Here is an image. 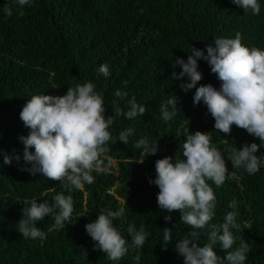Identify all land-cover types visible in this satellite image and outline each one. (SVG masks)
Listing matches in <instances>:
<instances>
[{
	"label": "trees",
	"instance_id": "1",
	"mask_svg": "<svg viewBox=\"0 0 264 264\" xmlns=\"http://www.w3.org/2000/svg\"><path fill=\"white\" fill-rule=\"evenodd\" d=\"M259 2L260 13L254 15L232 0H33L23 9L14 0H0V151L21 156L19 163L13 160L10 165H3L0 157V264H134L137 254L140 264H183L175 244L192 229L180 220L179 210L171 213V223L165 222L167 212H161L157 203L159 189L149 183L155 178L156 160L181 157L187 129L210 132L211 142L225 154L245 143L259 144V140L235 125L230 134L215 130L206 106L193 104L195 89H181L188 78L171 79L173 71H181L173 63L176 57L186 60L192 45L206 54V45L215 38H234L237 32L245 46L264 49V0ZM4 8H11L12 15H6ZM105 63L111 71L108 78L97 71ZM198 63L203 78L197 86L211 83L219 87L207 62ZM89 81L104 97L105 115H115L113 101L127 111V100L133 96L147 111L132 120L115 119L109 129L113 139L103 157L107 170L94 171L93 184L69 191L59 181L22 170L30 165L23 162L24 146L18 138L29 129L19 114L32 95L62 96L68 87ZM116 90L128 93L125 100L115 97ZM171 95L179 101L177 115L165 122L160 105ZM129 127L135 132L125 145L118 137ZM141 137L158 140L155 155L146 157L133 147ZM228 169L221 187L212 184L217 206L211 223H223L225 215L234 210L229 204L236 201L239 229H232L233 249L245 240L249 244L245 264H264V169L249 175L232 168L230 162ZM59 192L74 201L66 226L58 228L54 217L46 216L37 223L45 234L43 239L23 238L18 222L26 202H51ZM107 209H123L114 225L129 245V225L137 229L143 225L151 233L142 249L129 247L118 262L94 249L85 230L87 223ZM165 227L172 228L166 251L161 248ZM197 231L203 246L207 230ZM214 250L221 259L227 255L219 244Z\"/></svg>",
	"mask_w": 264,
	"mask_h": 264
},
{
	"label": "clouds",
	"instance_id": "2",
	"mask_svg": "<svg viewBox=\"0 0 264 264\" xmlns=\"http://www.w3.org/2000/svg\"><path fill=\"white\" fill-rule=\"evenodd\" d=\"M23 9L31 6L33 0H14ZM232 3L244 12L249 10L254 15L260 13L259 0H232ZM6 15H12L11 8H4ZM22 14V13H21ZM187 59L176 57L173 68L179 66L181 71L172 72V80L188 78V82L180 85L185 92L195 89L193 104L203 105L207 113L214 118V129L230 134L233 125L244 129L259 144L245 143L240 148H231L222 152L211 142L210 132L185 131V141L179 158L165 156L155 162V178L149 183L158 187L157 203L164 215L166 223H171V213L180 212V220L191 227L185 236L175 244V252L183 258V264H245L249 253V244L241 240L236 242L232 229H239L236 217V201L229 204L234 210L228 212L223 223H211L216 215L217 199L212 184L221 187L232 168L243 169L249 175H255L264 169V49L255 46L249 48L242 43V34L237 32L234 38L217 37L205 50L192 45ZM206 61L211 73L220 81L219 87L200 84L203 73L199 70V61ZM98 73L103 77L111 76L108 64H101ZM128 96L127 92L115 91V97L121 101ZM178 99L171 95L160 105V113L165 122L177 115ZM112 110L115 115H105L106 107L103 95L96 90L92 82L68 87L64 95H32L27 99L19 114L28 134L19 136L23 144V162L30 167L32 176L39 174L49 180L59 181L67 190L81 189L85 184L95 182L94 171H106L103 157L107 152V144L112 140L110 127L115 119L124 116L132 120L143 117L146 106L138 104L133 96L127 100V111L113 101ZM134 128L129 127L119 133L118 140L129 143L134 135ZM141 149L147 156L158 152V140L141 137L133 145ZM260 152L259 155L257 153ZM3 165L21 161L19 154L0 151ZM144 160L140 161L142 163ZM2 166V165H0ZM211 182V184L209 183ZM74 211L71 195L57 193L51 200L38 202L33 199L26 202L21 209L22 217L18 222V232L23 238H44V232L37 223L46 216L54 217L58 228H64ZM123 215V209L113 211L102 210L95 220L85 225L87 234L94 241V249L105 253L108 260L118 262L129 252L142 249L150 232L141 225L137 229L129 225L127 233L131 244L114 225V220ZM175 226V225H174ZM171 229L163 228L162 250H167L171 241ZM207 230V243L201 246L198 241L200 232ZM219 244L227 252L221 259L214 250ZM232 249L231 251H228ZM86 254V253H85ZM87 255V254H86ZM134 264H140L139 254L133 257Z\"/></svg>",
	"mask_w": 264,
	"mask_h": 264
}]
</instances>
